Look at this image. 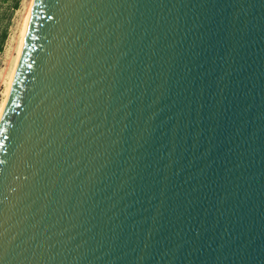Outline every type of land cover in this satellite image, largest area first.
<instances>
[{
	"label": "water",
	"instance_id": "95a60500",
	"mask_svg": "<svg viewBox=\"0 0 264 264\" xmlns=\"http://www.w3.org/2000/svg\"><path fill=\"white\" fill-rule=\"evenodd\" d=\"M0 264H264V0H34Z\"/></svg>",
	"mask_w": 264,
	"mask_h": 264
},
{
	"label": "rangeland",
	"instance_id": "374dc122",
	"mask_svg": "<svg viewBox=\"0 0 264 264\" xmlns=\"http://www.w3.org/2000/svg\"><path fill=\"white\" fill-rule=\"evenodd\" d=\"M31 0H0V34L7 36L0 50V108L6 95V84L23 20L30 7Z\"/></svg>",
	"mask_w": 264,
	"mask_h": 264
},
{
	"label": "bare ground",
	"instance_id": "6f19581e",
	"mask_svg": "<svg viewBox=\"0 0 264 264\" xmlns=\"http://www.w3.org/2000/svg\"><path fill=\"white\" fill-rule=\"evenodd\" d=\"M33 3H34V0H31L30 7L28 9L27 14L25 15V19L23 20L22 28L20 30V34H19L18 42H17V46H16L15 56H14V59L12 62L9 78H8L7 84H6V90H5L6 95H5V98H4L3 103L1 105V108H0V117H1L4 105H5V102L7 100V97L10 93L11 87L13 85V82L15 80V77H16V74H17V71L19 68V64H20V61L22 58V54H23V50H24V46H25V38H26L28 22H29V17H30L31 10L33 7Z\"/></svg>",
	"mask_w": 264,
	"mask_h": 264
},
{
	"label": "trees",
	"instance_id": "16d2710c",
	"mask_svg": "<svg viewBox=\"0 0 264 264\" xmlns=\"http://www.w3.org/2000/svg\"><path fill=\"white\" fill-rule=\"evenodd\" d=\"M6 36H7V31H4L2 34H0V50L3 47V42L5 41Z\"/></svg>",
	"mask_w": 264,
	"mask_h": 264
}]
</instances>
